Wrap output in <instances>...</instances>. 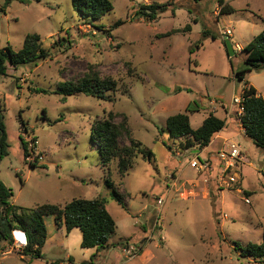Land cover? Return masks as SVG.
<instances>
[{"label": "rangeland", "instance_id": "rangeland-1", "mask_svg": "<svg viewBox=\"0 0 264 264\" xmlns=\"http://www.w3.org/2000/svg\"><path fill=\"white\" fill-rule=\"evenodd\" d=\"M111 1L113 10L92 25L73 0H0V48L10 45L18 51L28 34L39 33L50 51L37 65H9L8 74L0 76L9 143L0 177L28 207L105 197L119 226L112 240L131 236L123 248L147 241L142 260L132 257L125 263L123 255L117 263L115 253L121 251L112 249L105 264H264V258L244 256L236 246L264 243V149L245 134L238 108L232 106L245 81L255 84L264 97V68L239 80L225 46L229 38L235 69L244 65L246 55L253 58V53L241 54V48L264 30V0H224L235 8L231 13H221L218 0H173L181 6L153 22L136 14L140 5L171 0ZM118 21L122 23L114 26ZM187 24L190 32L164 35ZM227 28L232 29L229 37L224 34ZM204 30L219 38H204ZM88 73L114 78L117 90L104 99L76 93L61 101L58 85ZM109 112L128 117L131 136H123L121 145H129L131 137L153 152L151 160L138 155L125 176L118 173L116 162L111 164L112 179L128 209L112 198L99 145L92 140V124ZM211 112L226 122L213 145L234 142L244 155L240 177L230 186L220 177L219 167L206 173L193 169L189 160L194 154L181 152L179 141L166 128L169 116L187 113L197 129ZM22 138L30 153L26 160ZM174 171L188 177L178 179L183 188L177 196L168 188ZM74 231L68 235L66 228L56 230L57 242H46L45 256L66 260L68 247L76 264L87 258L81 230ZM61 239L65 247L59 245ZM13 248L0 254V264H24Z\"/></svg>", "mask_w": 264, "mask_h": 264}, {"label": "trees", "instance_id": "trees-1", "mask_svg": "<svg viewBox=\"0 0 264 264\" xmlns=\"http://www.w3.org/2000/svg\"><path fill=\"white\" fill-rule=\"evenodd\" d=\"M11 1L6 0V4L11 3ZM218 3L221 6V13L235 11V8L224 0H218ZM73 5L81 17L92 25H95V22L114 8L111 0H73ZM178 6L180 7L181 5H178L173 0L166 3L156 1L149 4L142 3L136 14L148 22H153L168 9L174 12ZM194 21H197V19H194ZM121 23L122 21H118L114 26H118ZM190 31L191 25L187 24L183 29H173L164 35ZM203 37H210L212 40L219 38L217 34L210 33L207 30L203 31ZM71 44L72 42L69 41L66 48H69ZM201 45L202 40H198L195 46L199 48ZM247 53H253V58L249 59L246 55L244 65L238 69L234 68L232 56L228 53L233 73L239 80H244L246 74L251 70L264 68V30L241 48V54ZM49 55L50 51L43 46L41 35L39 33H30L25 37L24 45L20 50L15 51L10 45L0 48V76L8 74L9 65L14 69L26 64L37 65L40 61L48 58ZM117 85L118 82L112 77L101 78L97 74L89 75L88 73L80 80L61 82L56 93L61 95V101L63 102L66 101L67 97L76 93L104 99L107 98L108 92L117 90ZM35 91L48 92L39 88H35ZM242 95L244 97V111L239 118L242 127L245 128V134L252 139L254 144L264 149V97L248 81L244 82ZM4 110V105L0 103V161L8 154L9 148L8 133L4 122ZM188 110L191 109L188 107ZM118 116L122 118L121 122H116L115 118ZM225 124L224 119L211 112L200 127L193 129L189 115L187 113H177L167 118L166 128L171 138L174 141H179L180 145H176L177 148L181 152H185L193 147L203 149L208 146L214 136L224 128ZM23 127L26 129L24 122ZM123 136H131L126 114L109 112L106 118L104 117L92 124V140L99 145V156L105 170L106 183L112 189L111 196L122 207L128 209L125 198L121 195L112 179L111 164L116 162L118 173L121 176H125L134 166L138 155L151 160L153 152L131 137L129 138V145H121L120 139ZM182 142L184 143L182 144ZM22 145L26 160L30 153L28 144L23 138ZM13 195L12 188L0 180V254H4L13 246V232L20 230L25 232L28 244L21 251H17V253L21 256H30L31 258H44L42 248L45 246L48 237L46 218L49 216L54 217L58 225H64L67 231L79 228L82 232L81 247L85 249L96 248L97 251L104 249L116 232L117 224L106 208L107 199L105 197L98 196L92 199L74 198L64 204L45 202L34 207H28L14 204L12 202ZM127 243L128 241H126ZM236 246L244 256L264 258V243H248L247 245L237 243ZM137 247V254H140L142 248L139 245ZM96 257V253L91 256V263L95 261ZM55 264H59V262Z\"/></svg>", "mask_w": 264, "mask_h": 264}, {"label": "crops", "instance_id": "crops-1", "mask_svg": "<svg viewBox=\"0 0 264 264\" xmlns=\"http://www.w3.org/2000/svg\"><path fill=\"white\" fill-rule=\"evenodd\" d=\"M249 84L251 85V86H253V87H255L256 89H257V91H258V93L260 94V91H259V89L256 87V85L255 84H253L252 82H249ZM243 91V90H242ZM224 105V104H223ZM222 105V106H223ZM223 108H227L225 105L223 106ZM228 109V108H227ZM229 111H230V109H228ZM214 112V111H213ZM218 136V138L219 137H222V135H220L219 134V132L214 136V138L215 137H217ZM213 138V139H214ZM215 142V140H212L211 141V143L208 145V146H206L205 148H203V149H199V148H197V147H193V148H191V149H188V150H186L184 153H189V152H192L193 154H198L200 157H201V155H203V157H207V158H209L211 161H212V165L213 166H215L216 168H218V161H217V158H216V151L220 148V147H222V145H213V143ZM214 146H216V147H214ZM42 159H43V157H42ZM39 163V162H38ZM215 172H211L210 174H211V176H214L215 174H214ZM169 177H170V183H169V185H168V188H169V190L171 191V192H173L174 194V196H177V193L183 188V187H180V185H178V182H179V180L178 179H181V180H184V179H187L188 177H186L185 176V174H184V171H180V172H177V171H174V172H172L170 175H169ZM191 177V176H190ZM189 177V178H190ZM0 180H2L8 187H10L11 185L4 179V178H2V177H0ZM79 180L81 181V182H85V179H84V177L83 176H81V177H79ZM17 187H19L20 189H21V187H20V184L19 183H17ZM205 189V188H204ZM179 194V193H178ZM70 201V200H69ZM12 202L14 203V204H16V205H22V206H25L26 204L25 203H23V202H21V201H19L18 199H17V197H16V194H14L13 195V198H12ZM67 202V201H66ZM66 202H63V204L64 203H66ZM107 208V207H106ZM117 224V229L119 228V226H118V223H116ZM46 225H47V231H48V237H47V241L46 242H52V241H56L57 242V239H56V234H55V232H56V230H59V229H62V228H65V226L64 225H58L57 223H56V221H55V219H54V217H53V219H52V221H50V218H46ZM75 229H77V228H73L71 231H68L69 233H68V235L69 234H71ZM117 229H116V232H117ZM74 232H77V231H74ZM116 232H115V234H116ZM82 233V232H81ZM114 234V235H115ZM65 238H67V237H65ZM112 238H113V236L111 237V239L109 240V243H108V245L104 248V249H102V250H100V251H97L96 250V248H89V249H85L84 248V250H86L87 252H88V256H87V258H83V259H81L80 261H79V263L80 264H105L104 263V259L106 258V256H107V254L112 250V249H118V250H120L121 251V254H119V253H115V256H116V258H117V263L119 262V260L121 259V256H123L124 255V257L127 259L126 261H125V263L126 262H128V261H131V257H127V255H126V252L124 251V245L122 244L121 245V243H124V242H126V241H128L129 242V240H130V238H131V236H129V235H126V236H124V238L122 239V238H120V239H114V240H112ZM81 241H82V238H81ZM64 242H65V239H61L60 240V242H58L59 243V245L60 246H63V247H65V245H64ZM147 241H146V238L144 239V241H141L140 242V244H139V246H140V248H142L141 250V253L140 254H137L136 256H134V257H137V258H139V259H141L142 260V257H143V255H144V253L146 252L147 253V251L145 250V247H146V245H147V243H146ZM135 244V243H134ZM137 244V243H136ZM46 245V244H45ZM10 251H12L11 249H9V250H7V252H10ZM66 260H62V259H56V258H47L46 256H45V254H44V247L42 248V253H43V255H44V258H31L30 256H21L20 255V257H21V259L24 261V264H55L56 262H59V264H76V259L74 258V256L73 255H71V252H70V250H69V248L68 247H66ZM7 252H5L4 254H6ZM97 254V257H96V259H95V261L93 262V263H91V256L93 255V254ZM126 255V256H125ZM133 257V258H134ZM144 263H146V260L144 261ZM124 264V263H123Z\"/></svg>", "mask_w": 264, "mask_h": 264}, {"label": "built area", "instance_id": "built-area-1", "mask_svg": "<svg viewBox=\"0 0 264 264\" xmlns=\"http://www.w3.org/2000/svg\"><path fill=\"white\" fill-rule=\"evenodd\" d=\"M224 34L227 37L231 36L232 29L227 28L224 31ZM237 47L239 48V45ZM243 102L244 97L242 94L240 96H234L232 106L238 108L239 115H241L244 111ZM216 158L218 161V167L220 168L221 172L220 177L222 179H225L228 185L232 183H237L240 177L239 166L244 159V155L240 146L234 142H229L216 151ZM189 165L200 173H206L208 171H211V168L213 166L212 161L209 158L200 157L198 154H194V156L189 160ZM159 202L162 203V200L160 199ZM17 232L20 234L17 235ZM13 235L14 244L12 248L14 247L15 249H17V251H21L28 244L27 236L25 232L20 230H15L13 232ZM137 248L138 247L136 246V244H133V246L124 248V251L129 254H127L128 257L132 258L137 255Z\"/></svg>", "mask_w": 264, "mask_h": 264}, {"label": "water", "instance_id": "water-1", "mask_svg": "<svg viewBox=\"0 0 264 264\" xmlns=\"http://www.w3.org/2000/svg\"><path fill=\"white\" fill-rule=\"evenodd\" d=\"M225 44H226V48H227V51L229 53L230 56H233L235 55V49H234V46L231 42V40L228 38L225 40Z\"/></svg>", "mask_w": 264, "mask_h": 264}, {"label": "bare ground", "instance_id": "bare-ground-1", "mask_svg": "<svg viewBox=\"0 0 264 264\" xmlns=\"http://www.w3.org/2000/svg\"><path fill=\"white\" fill-rule=\"evenodd\" d=\"M20 233L17 232V235H19Z\"/></svg>", "mask_w": 264, "mask_h": 264}]
</instances>
